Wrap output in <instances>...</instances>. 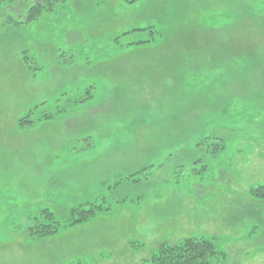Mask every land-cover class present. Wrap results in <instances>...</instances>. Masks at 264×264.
<instances>
[{
  "label": "rangeland",
  "instance_id": "rangeland-1",
  "mask_svg": "<svg viewBox=\"0 0 264 264\" xmlns=\"http://www.w3.org/2000/svg\"><path fill=\"white\" fill-rule=\"evenodd\" d=\"M263 183L264 0L0 3V264H264Z\"/></svg>",
  "mask_w": 264,
  "mask_h": 264
},
{
  "label": "trees",
  "instance_id": "trees-1",
  "mask_svg": "<svg viewBox=\"0 0 264 264\" xmlns=\"http://www.w3.org/2000/svg\"><path fill=\"white\" fill-rule=\"evenodd\" d=\"M23 1L26 0H0V3L10 6ZM40 12V5L33 4L28 9L27 20H35ZM24 123L25 120L21 122V125ZM251 197L259 202L264 201V183L257 185L251 190ZM93 211V207L88 210L82 207L71 209L69 211L71 225L88 221L93 217ZM30 221H32V226L28 227L27 232L30 236H36L37 238L53 235V233H56V226L59 225L55 221L53 214L46 210L41 211L39 215L33 216ZM219 255L221 254L215 251L211 242L203 238H190L178 244H160L157 255L152 257L151 262L153 264H211L210 260Z\"/></svg>",
  "mask_w": 264,
  "mask_h": 264
}]
</instances>
